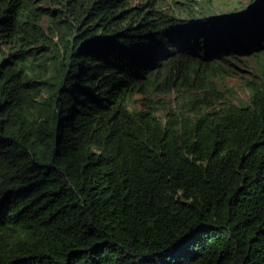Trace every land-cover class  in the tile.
<instances>
[{
	"label": "trees",
	"instance_id": "1",
	"mask_svg": "<svg viewBox=\"0 0 264 264\" xmlns=\"http://www.w3.org/2000/svg\"><path fill=\"white\" fill-rule=\"evenodd\" d=\"M223 1L0 0V264H264V0Z\"/></svg>",
	"mask_w": 264,
	"mask_h": 264
},
{
	"label": "rangeland",
	"instance_id": "2",
	"mask_svg": "<svg viewBox=\"0 0 264 264\" xmlns=\"http://www.w3.org/2000/svg\"><path fill=\"white\" fill-rule=\"evenodd\" d=\"M139 0H133V2H137ZM242 1L243 4H246L247 0H238ZM231 2V0H225L222 2V5L218 7V9H223L226 5ZM45 6V5H43ZM238 72L243 74V76L250 77L251 70L247 67H244L241 64H238ZM244 78H240L239 74L235 73L233 76H227L225 79V88L223 89L224 94L230 99V101H240L244 100L247 97V89L244 85ZM181 94L176 95V92H172L168 95H159L158 102L156 104L159 105L160 111H165L169 107H175L180 104ZM2 177H0V182L2 181Z\"/></svg>",
	"mask_w": 264,
	"mask_h": 264
}]
</instances>
